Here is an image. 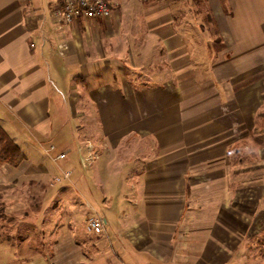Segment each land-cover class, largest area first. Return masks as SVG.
I'll use <instances>...</instances> for the list:
<instances>
[{
	"label": "crops",
	"instance_id": "crops-1",
	"mask_svg": "<svg viewBox=\"0 0 264 264\" xmlns=\"http://www.w3.org/2000/svg\"><path fill=\"white\" fill-rule=\"evenodd\" d=\"M110 2L68 25L59 0H0V124L26 156L0 163V264H216L183 254L199 183L184 159L206 144L220 170L235 131L264 137V0ZM119 159L125 215L108 191Z\"/></svg>",
	"mask_w": 264,
	"mask_h": 264
},
{
	"label": "rangeland",
	"instance_id": "rangeland-1",
	"mask_svg": "<svg viewBox=\"0 0 264 264\" xmlns=\"http://www.w3.org/2000/svg\"><path fill=\"white\" fill-rule=\"evenodd\" d=\"M238 135L239 131H235L230 141L232 153L224 154L228 163L223 169L207 170V165L219 160V157L212 160L218 154L206 152V144L192 146L193 154H187L184 159L198 163L199 166L191 169V172L199 183L195 190L190 191L188 187L185 197L187 207L181 227L185 249L183 254L207 255L214 258L216 264L227 259L232 264H264V137H245V134H241L239 139ZM257 142L263 144L259 147L263 148V152H256L259 150L255 147ZM88 145L94 146L92 143ZM195 148L199 150L196 152ZM121 164L119 159L113 165L112 179L115 182H112L108 191L115 194V205L125 215L127 209L123 207L130 205L133 208V204L125 202V199H129L126 195L131 191L128 189L131 183L127 180L126 170L120 167ZM74 165L83 170L80 173L84 177L94 179L90 168L85 170V165L82 166L77 159ZM235 165L238 167H234ZM70 172L72 174L73 171ZM229 180L232 184H229ZM98 189L101 187L98 186ZM223 221L226 225H231L230 231H219L216 225H223ZM84 223L85 221L82 222L83 226ZM187 248L190 250H186ZM200 252L202 254L198 255Z\"/></svg>",
	"mask_w": 264,
	"mask_h": 264
},
{
	"label": "built area",
	"instance_id": "built-area-1",
	"mask_svg": "<svg viewBox=\"0 0 264 264\" xmlns=\"http://www.w3.org/2000/svg\"><path fill=\"white\" fill-rule=\"evenodd\" d=\"M161 2L169 1H188V0H159ZM58 14L62 18V22L65 24H72L76 20L83 19L85 21H92L98 18H109L112 14V5L110 0H59ZM55 150V146L52 145L48 149V152ZM65 153H60L54 157L55 160L65 158ZM97 155L90 154V157L85 160L87 166L96 159ZM71 176L70 171H65L60 176L56 177L57 182L68 179ZM88 231L94 235H101L105 231V224L103 218L92 217L87 224Z\"/></svg>",
	"mask_w": 264,
	"mask_h": 264
},
{
	"label": "trees",
	"instance_id": "trees-1",
	"mask_svg": "<svg viewBox=\"0 0 264 264\" xmlns=\"http://www.w3.org/2000/svg\"><path fill=\"white\" fill-rule=\"evenodd\" d=\"M25 157L26 156L21 151L20 146L14 141L12 137H10L5 128L0 124V163L11 162L12 164H19L25 159ZM54 157L55 156H53V159Z\"/></svg>",
	"mask_w": 264,
	"mask_h": 264
}]
</instances>
